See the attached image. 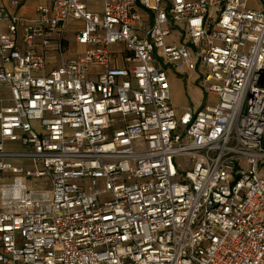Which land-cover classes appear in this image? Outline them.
I'll list each match as a JSON object with an SVG mask.
<instances>
[{
  "label": "built area",
  "instance_id": "2783aa9c",
  "mask_svg": "<svg viewBox=\"0 0 264 264\" xmlns=\"http://www.w3.org/2000/svg\"><path fill=\"white\" fill-rule=\"evenodd\" d=\"M40 1L0 6V264H264V0Z\"/></svg>",
  "mask_w": 264,
  "mask_h": 264
},
{
  "label": "rangeland",
  "instance_id": "374dc122",
  "mask_svg": "<svg viewBox=\"0 0 264 264\" xmlns=\"http://www.w3.org/2000/svg\"><path fill=\"white\" fill-rule=\"evenodd\" d=\"M28 1L38 2L40 0ZM103 1L104 0H87L86 2L91 9L97 10L101 8ZM250 6L254 8L257 7V5L253 1L250 2ZM67 38L70 41V45L68 48V53L66 55H72L76 52H79L80 49L78 47H75L71 42L72 36L68 34ZM195 76V73H190L187 76L188 79L182 80L171 73H169L168 75L170 102L176 108V113L178 115H180L181 109L184 107H190L193 110H196L203 107L207 102H211L212 100H214L211 97L206 98L199 82L194 81ZM176 161L179 163L183 162L180 159H176Z\"/></svg>",
  "mask_w": 264,
  "mask_h": 264
},
{
  "label": "crops",
  "instance_id": "0c3cea01",
  "mask_svg": "<svg viewBox=\"0 0 264 264\" xmlns=\"http://www.w3.org/2000/svg\"><path fill=\"white\" fill-rule=\"evenodd\" d=\"M11 1L12 0H0V6L4 7L9 13L16 14V15H22V16H28V17L33 16L35 6L41 3V1H38V2L31 1L30 2L28 0H15L18 2V6H14L11 4ZM105 1H108V0H104L102 4ZM86 6L90 11L99 12L101 10V8L97 10L91 9L88 6L87 2H86ZM5 30H6V22H1L0 32H5Z\"/></svg>",
  "mask_w": 264,
  "mask_h": 264
}]
</instances>
